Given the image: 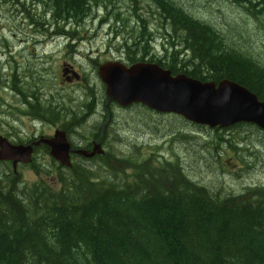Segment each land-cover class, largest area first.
Here are the masks:
<instances>
[{"label": "trees", "instance_id": "trees-1", "mask_svg": "<svg viewBox=\"0 0 264 264\" xmlns=\"http://www.w3.org/2000/svg\"><path fill=\"white\" fill-rule=\"evenodd\" d=\"M37 1L50 6V24L60 28L59 34L68 25L86 20L92 9L103 7V20L110 16L109 20L117 22L115 33L125 30L122 44L135 54L146 52L159 38V48L166 55L164 66L173 73L183 72L202 81L228 78L264 101V64L249 53L250 44L234 43L235 36L242 43L249 42L250 30L219 29L193 15L186 0H139L140 5L129 0L127 15L111 0ZM248 1L256 14L250 20L259 34L264 31L260 24L264 8L257 10ZM40 19V24L47 25L46 18ZM161 20L164 29L148 30ZM170 27L174 33L166 31ZM33 96L34 101L28 104L38 111L44 105L39 106ZM105 97L99 101L110 111L111 103L107 105ZM141 105V109H150ZM62 107L61 111L65 110ZM41 110L60 111L51 105ZM72 122L77 124L75 119ZM153 124L155 131L172 135V139L184 138L182 126L169 130L162 121ZM90 125L95 129L100 126ZM228 127L254 129L258 132L254 143L264 146V130L251 122L212 129ZM216 133L217 141L214 136L211 143L223 139ZM192 134L188 132L189 138H195ZM10 139L23 141L20 137ZM74 156L87 160L99 156L103 162L98 161L96 169L95 163L85 164L76 158L69 166L54 165L57 189L42 178L26 182L10 161L0 159V264H264L263 184L223 193L194 180L178 159L157 164L153 156L137 158L109 149L93 157ZM197 158L206 163L210 157L198 150ZM31 160L27 163L39 174L38 165ZM100 166L107 173H100Z\"/></svg>", "mask_w": 264, "mask_h": 264}, {"label": "rangeland", "instance_id": "rangeland-1", "mask_svg": "<svg viewBox=\"0 0 264 264\" xmlns=\"http://www.w3.org/2000/svg\"><path fill=\"white\" fill-rule=\"evenodd\" d=\"M111 1L120 6L123 15L129 13V0ZM136 1L138 5L141 4L139 0ZM186 1L192 5L189 10L193 15L209 20L219 29L230 26L233 29L246 27L250 30L249 42L242 43L235 36L234 43L243 46L250 44L249 53L264 64V31L260 30L257 34L258 30L250 20L252 14L248 0L233 3L229 0ZM240 3L249 5V9ZM251 3L260 7L258 0ZM45 10L51 13L50 6L42 1L0 0V134L9 139L13 137L16 141L20 137L25 141L32 132H38V135L43 134L39 137L42 140L43 136L53 135L56 127L73 118L77 124L69 130L70 140L83 144L94 137L95 141H99L96 138L98 135L100 138L102 136L101 126L95 129L90 124H104L108 118L101 114L104 95L102 83L97 78L89 85L87 82L70 84L62 77L61 62L64 58L68 59L74 63L76 69L95 77L97 61L102 63L105 59L118 60L112 58L111 53L125 54L127 48L122 44V36L126 32L122 29L115 33L117 22L109 20L110 16L103 20L105 9L100 7L92 9L86 20L68 25L66 34L58 35L60 28L54 27V23L49 27L40 24V18H49ZM260 24L264 26L263 21ZM72 33L75 35H70ZM74 36L79 37L73 43ZM69 44L76 45L73 52V47ZM95 45H98V51L95 50ZM156 45L160 47L159 38ZM144 62L152 63L153 60ZM33 95L40 102L39 106L44 105L41 109L51 105L60 111H35L28 104V101H34ZM93 98L98 101L97 110L89 117L83 113L81 105ZM62 106L65 107L63 111ZM109 108L110 125L106 126L107 133H103L101 143L105 151L109 149L129 153L137 158L153 156L157 164L165 159H178L194 180L213 189H220L223 193L239 192L249 184L264 185V146L259 142L258 145L254 143L258 135L254 129H212L206 125L199 126L200 124L185 121L174 112L160 113L141 109L138 105L126 107L111 104ZM57 112L60 114L56 115ZM158 121H162L169 130L176 126L184 127V138L172 139V135L155 131L153 123ZM216 131L223 139L219 143H211L210 138L214 136L213 141H217ZM188 132H194L192 136L195 138H189ZM201 142L203 145L199 146L198 143ZM198 150L205 158L207 155L210 157L209 160L206 159V163L197 158ZM52 158L48 150L40 146L33 153L31 162L38 165L41 172L37 174L27 161L18 163L17 170L26 182L42 178L57 189L59 183L54 165L60 162ZM75 158L84 160L85 164L95 163V169L99 165L98 161L103 162L99 156L88 160L73 156L72 160ZM8 164L12 166V162ZM2 166L6 167V164ZM101 168L100 166V173H107ZM127 171L133 175V169L129 168Z\"/></svg>", "mask_w": 264, "mask_h": 264}, {"label": "water", "instance_id": "water-1", "mask_svg": "<svg viewBox=\"0 0 264 264\" xmlns=\"http://www.w3.org/2000/svg\"><path fill=\"white\" fill-rule=\"evenodd\" d=\"M97 72L105 83L107 99L121 105L136 101L210 127L246 121L264 130V101L234 80L202 81L184 73L172 75L169 69L144 61L125 65L107 60L99 64ZM42 140L48 144L49 153L65 166L71 165L70 150L86 157L104 151L100 141H94L91 149L71 148L61 129H56L51 136H43ZM42 140L17 143L0 134V159L12 160L15 169L17 162L31 160L32 144Z\"/></svg>", "mask_w": 264, "mask_h": 264}, {"label": "flooded vegetation", "instance_id": "flooded-vegetation-1", "mask_svg": "<svg viewBox=\"0 0 264 264\" xmlns=\"http://www.w3.org/2000/svg\"><path fill=\"white\" fill-rule=\"evenodd\" d=\"M46 11V10H45ZM46 15H49V18H46V23L47 27L51 26L50 24V21H51V13L50 12H47L46 11ZM169 26V25H168ZM143 26H141L140 29H142ZM162 29H164V21H160L156 24V26L153 28H148V30L152 31V32H156V31H161ZM121 31V29L119 30V32ZM166 31H172L174 33V31L172 30V28L170 27L169 30H166ZM67 33V29L63 31V34H66ZM56 34V33H55ZM60 35V34H58ZM70 35H75V33H72ZM125 37H122V38H125L126 39V36L127 34L123 35ZM79 36H74L73 38V43L75 42V40L78 38ZM130 39V38H129ZM175 43L177 44V41L175 40ZM130 44L131 45H134L133 42L131 43V40H130ZM69 46H72L73 48L71 49V52H73L75 49H74V46H76L75 44H69ZM96 46V51H98V45H95ZM112 54V58L114 59H118L117 61H120V62H123L124 64H132V63H135V62H140V61H150V60H153L154 62H157L160 66L164 67V68H168L166 66H164V58L166 57L165 53L159 48L157 47L156 44H152V48H149L146 52H141V53H137L135 54L134 53V49L132 50L131 48L127 47V49L125 50V54L120 52L118 54H114V53H111ZM135 54V55H134ZM73 56V54H72ZM91 56V55H89ZM151 56V57H150ZM97 59V58H96ZM162 59V61L160 60ZM73 60H76L75 58ZM107 60H110V59H107ZM106 59L104 61H107ZM103 61V62H104ZM99 61H97V66H96V69H95V74L96 76L95 77H91L90 75H88V73H86V71H80V69H76L74 63L72 61H69L68 59H63L62 62H61V67H62V77L64 80H66L67 82H69L70 84H75L76 82H79V84H82V83H85L87 82V84L89 85L91 82L93 81H96L97 78L100 79V82L102 83V85H104V82L102 81V79L100 78V76L98 75V66H99ZM169 69V68H168ZM170 70V69H169ZM170 73L172 75H175L179 72H172L170 70ZM228 79V78H227ZM244 86V85H243ZM105 87V86H104ZM246 87V86H245ZM247 88V87H246ZM104 90V94H105V89ZM251 91V90H250ZM253 92V91H252ZM254 93V92H253ZM106 95V94H105ZM257 96V95H256ZM258 98V97H257ZM259 99V98H258ZM107 105H109L110 103L111 104H114V105H118L114 100H108L107 99V96L105 97V101H104ZM98 101H96L95 98L92 99V101L90 102H87V103H84L82 104L81 106L83 107V113L84 114H87L89 117L93 114V112L95 113V111L97 110L96 109V105H97ZM105 104V105H106ZM142 103L140 102H131L129 104L126 105V107H132V106H135V105H141ZM145 105V104H143ZM143 105H141V107L143 108ZM146 107H148L147 105H145ZM94 108V109H93ZM91 109H93L91 111ZM103 109L104 111L101 112L102 115L105 114V117L107 116V120L104 124H100L101 126V133L106 130V126H109L110 125V120H111V115L110 113L108 112V110H105V106H103ZM91 111V113H90ZM73 119V118H72ZM72 119L69 120L67 123H63L62 125H60L59 127H56V129H61V130H64L65 134H66V137L67 139L70 141V145H71V148H74V147H82V148H87V149H91L93 143H94V137L93 139L88 140V141H85L83 144L78 142V141H73V140H70L69 139V130L70 129H73L75 125H72L73 122H72ZM99 126V127H100ZM54 130V132H55ZM103 133H102V136L101 138L98 137L96 139H99L100 143H102V137H103ZM43 135V134H40L38 135V132H32L29 137H27L28 139H26L25 141H19V142H25V143H29V142H32L34 140H38L39 137ZM46 136V135H45ZM49 136V135H47ZM51 136V135H50ZM92 144V145H91ZM43 145H46L48 148V152H49V146L48 144H46L45 142H42L40 141L38 144H32L33 146V149H32V157H33V153L36 152V150L38 149V147L40 146H43ZM46 150V151H47ZM105 151V149H104ZM77 152H74L73 150H70V157L71 159L73 158V156L76 154ZM50 154V153H49ZM85 157V156H84ZM93 157V156H91ZM8 161L12 162V160L10 159H7ZM16 170V169H15Z\"/></svg>", "mask_w": 264, "mask_h": 264}, {"label": "bare ground", "instance_id": "bare-ground-1", "mask_svg": "<svg viewBox=\"0 0 264 264\" xmlns=\"http://www.w3.org/2000/svg\"><path fill=\"white\" fill-rule=\"evenodd\" d=\"M234 1H237V0H233V2ZM255 0H251V2H254ZM258 1H260V0H258ZM241 4V3H240ZM239 4V5H240ZM252 5H254L255 6V8H257V10H261V9H263L264 8V2H260V7L259 6H257V5H255L254 3H251ZM242 5V4H241ZM242 6H244V7H246L247 6V4L246 5H242ZM247 8H248V6H247ZM249 9V8H248ZM250 10V12H251V14H252V18L254 19V18H256V14L255 15H253V13H252V10L251 9H249ZM94 109V108H93ZM93 109H91V111L93 110ZM91 111H90V113H91Z\"/></svg>", "mask_w": 264, "mask_h": 264}]
</instances>
